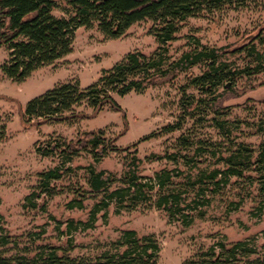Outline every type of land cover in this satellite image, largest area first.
I'll return each instance as SVG.
<instances>
[{
    "label": "rangeland",
    "instance_id": "1",
    "mask_svg": "<svg viewBox=\"0 0 264 264\" xmlns=\"http://www.w3.org/2000/svg\"><path fill=\"white\" fill-rule=\"evenodd\" d=\"M58 3L53 15L65 17L66 6ZM152 26L149 19L139 21L116 39L106 38L95 27H80L74 33L68 55L34 71L22 82L10 80L0 68V237L7 236L9 241L8 245L0 246L4 256L32 257L42 245L56 247L58 255L95 257L117 241L123 231L133 230L138 236L156 237L161 249L157 264H188L211 246L217 249L218 243L230 245L239 241L246 242L255 253L240 257L235 264H264V200L256 183L246 178H231L213 197L204 217L188 227L169 223L166 214L154 207L139 206L133 211L116 213L111 205L97 215L92 229H78L70 234L66 233L67 223L73 221L80 228L77 222L87 220L88 212L101 196L90 194L86 184L88 167L119 176L124 153L110 152L96 163L90 154L80 152L61 166L65 173L50 182V192L41 194L36 190L39 173L61 165L57 154L43 157L40 153L53 145L62 146L63 142L74 143L85 133L99 132L120 149L129 148L131 152L136 149L142 160L139 173L143 177L162 169L186 170L180 164L158 158L177 151L180 136L223 148L243 143L257 149L264 142V73L240 77L232 85L226 82L212 92L221 109L219 119L234 123L228 140L217 130L212 113L196 117L182 107V99L192 98L196 102L208 97L189 84L192 76L203 71L202 65L175 78L168 75L158 79L155 86L142 93L113 95L119 112L106 106L94 113L82 105L74 110V118L66 122H45L38 126L23 123L21 115L26 104L56 85L78 83L85 88L130 52L151 56L158 48ZM262 27L264 0L250 8H227L189 18L181 24L175 41L168 44L169 61L192 49L195 41L215 48L242 45ZM6 59L7 52L0 47V67ZM226 62L234 66L243 63L239 56ZM179 118L183 119L180 130L138 142ZM32 192L39 193V198L25 202ZM78 194L84 195L83 209H68L66 204ZM32 203L35 206L30 208Z\"/></svg>",
    "mask_w": 264,
    "mask_h": 264
},
{
    "label": "trees",
    "instance_id": "2",
    "mask_svg": "<svg viewBox=\"0 0 264 264\" xmlns=\"http://www.w3.org/2000/svg\"><path fill=\"white\" fill-rule=\"evenodd\" d=\"M62 2L65 17H56L53 12ZM263 0H0V47L7 52L1 65L2 73L14 82H22L34 71L50 65L72 50L74 33L80 28L95 27L106 38L121 37L133 24L149 19L153 22L152 33L158 43L157 50L146 56L130 52L103 70L93 84L80 88L78 83H63L30 100L22 113L24 124L41 125L45 122H66L75 116L74 110L82 105L94 113L109 106L121 111L113 95L124 97L135 92L142 93L155 86L156 80L168 75L177 77L181 72L203 66V71L189 79L191 87L207 99H182L184 111L201 116L212 113L217 130L229 140L234 123L219 119L221 109L212 92L226 82L233 84L240 77H251L264 73V27L257 29L242 45H226L215 48L195 41L194 47L181 53L172 61L168 57V44L175 41L181 24L189 18L210 14L222 9H243L256 6ZM239 56L242 65L226 62ZM233 65V66H232ZM264 103V102H263ZM183 119L168 124L156 132L142 137L138 142L181 129ZM2 136H0L1 138ZM106 141L99 132L85 133L76 142L53 145L40 154L43 157L57 154L61 165L39 173L36 190L51 191L50 182L59 180L62 165L70 163L80 152L90 154L97 163L110 152H123L122 172L119 176L107 171L87 169L86 184L90 194L101 195L91 207L85 222L67 223L66 233L92 229L97 215L113 205L115 212L133 211L139 206L154 207L163 211L169 223L190 226L202 219L213 197L219 194L231 178H246L255 182L259 195L264 200V142L257 149L243 143L226 148L205 141L194 142V138L180 136L178 150L159 159H166L178 168L162 169L153 176L143 177L139 173L142 160L137 150L120 149ZM61 147V148H60ZM135 148V145L133 146ZM67 170V169H65ZM247 174V175H245ZM32 192L25 197L39 198ZM83 194H78L66 204L68 209H83ZM35 204H30L33 208ZM106 212L103 213V217ZM9 244L8 237H0V246ZM56 247L40 246L35 255L4 256L0 253V264H157L160 244L154 235L138 236L133 230H125L109 248L95 257H70L58 255ZM217 250V251H216ZM255 251L244 241L230 245L218 243L206 252L197 254L188 264H235L239 258Z\"/></svg>",
    "mask_w": 264,
    "mask_h": 264
}]
</instances>
